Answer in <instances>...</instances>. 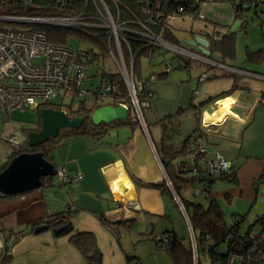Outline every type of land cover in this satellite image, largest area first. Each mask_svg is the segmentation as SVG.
Wrapping results in <instances>:
<instances>
[{
    "label": "trees",
    "instance_id": "16d2710c",
    "mask_svg": "<svg viewBox=\"0 0 264 264\" xmlns=\"http://www.w3.org/2000/svg\"><path fill=\"white\" fill-rule=\"evenodd\" d=\"M103 1L109 9L110 14L127 27H138L139 23L143 24L159 33L164 40L173 44H178V39L173 34V27L171 26L170 18L173 16L184 15H191L194 18H198L200 5V0ZM228 1H231L234 16L235 18L241 19L242 26L246 24L247 11L251 8V5L258 6L259 4H264V0ZM1 13L40 17L80 15L82 17L92 18L101 13V6L96 0H0V14ZM261 23L264 24V21ZM21 26L32 27V29L44 32L47 39L51 43L68 45V36L70 33H73L79 36L87 37L101 48V51H96L92 48L84 50L88 53L86 62L89 68H94L92 76L99 78V82L109 83L111 88L103 92V95H95L92 98L88 97L81 99L76 109H71V104H61V108L65 107V111L69 117L79 116L83 118V122L78 128H65V131L61 133V137L72 134L101 136L107 133L109 128L112 126L121 124L139 125L136 120L133 105L128 96V91L120 74L117 70L106 69L103 65L102 56L104 55L105 49L102 48L104 47V40L101 37L92 38L91 36L76 29L48 24L34 25L25 23ZM202 33L207 41V46L205 47L209 51V54L206 55L207 57L214 59V55L218 54L220 55V59L217 60L219 63L240 68L232 64L235 57L234 31L226 28V30L221 34H218V31L215 33L204 31ZM126 35L128 45L127 47L122 46V48L128 63L130 53H133L134 55L133 77L135 82L141 83V87H137V99L139 102L150 98L151 95L153 96V93L145 86L147 80L151 79L150 76L154 75L155 78L153 79L158 80L167 78L170 71L173 69V60L176 61V68L189 69V62L186 57L178 53H173L170 58L163 61L165 68L163 67L154 71L151 70L147 76H145L143 73L144 69L142 66V59H147L149 67L154 66V64H151L150 62L151 58L155 55L163 53V51H161L160 47L146 46L143 39L137 35L129 32H127ZM247 59L255 62L261 60L264 61V44L257 50L247 49ZM167 61L170 63L169 70L166 69L165 65ZM206 67L207 70L211 69L210 66ZM221 77L233 78V83L229 89L219 94L210 96L199 103L194 102L191 98L187 109L179 108L173 114L167 115L156 121L160 130V139L158 145L156 146L157 156L170 185H167L165 180L157 183H146L133 177V181L136 185L157 188L168 194H170L172 189L171 194H174L179 199L192 229L196 242V252L198 257L197 264H200V251L207 255L209 264H225V260L230 253H247L250 250V243L244 236V234L248 231H240L241 219L232 225H228L225 222L220 205L211 197L210 194V185L215 179V175H219V178L229 182L235 183L237 181L236 167L231 164V167L228 170H224L222 172H212L207 162L195 163V171L188 166L190 153L194 150V139L196 134H200L204 139V132L201 127L202 106L210 101L224 98L235 90L242 89L244 87L239 84L240 78L236 75V73H227L226 71L221 74H207L208 80ZM90 99L92 101H89ZM262 100H264V91L261 92V100L258 103L261 104ZM49 103V101L43 102L38 104L35 108L39 112L41 108L49 107L47 105ZM103 105H125L128 116L126 119H119L110 123H99L98 125H94L90 120V115L93 110ZM142 109L143 108H141V112ZM188 110H194L193 118L197 122L190 131L183 135L184 131L182 130V126ZM39 122L40 120L35 123V127L31 128V130L39 129ZM61 137L59 136L56 139H48L37 146H29L27 144V139H25L23 144H19L12 148L10 157H14L15 155L23 152H41L46 160L55 165L51 152L57 147ZM22 145L24 149H20L18 151L14 150ZM207 154L208 149L206 147L205 158L209 159ZM5 163L7 164V161ZM5 163L0 166V171L5 168ZM56 183L65 185V183L56 179V175L44 177L42 178V184L39 189H47L54 186ZM186 187L191 188L194 200H188L183 196L182 192ZM192 188H199L203 191L200 194H194ZM14 196L0 194V200L10 199ZM195 198H198L199 200ZM70 206L71 204L61 211L52 212L30 221L21 230L5 229L0 222V232L3 233L4 231L5 234L7 233L5 235L7 239L8 232L10 231L16 234L22 233L25 229L28 231L30 230L29 232H33L35 226L44 224L47 227L45 230H49L55 238L68 235V240L86 258V262L80 264H101L102 254L100 249L96 246L94 233L90 230H79L75 228L72 218L77 211V208L74 206V208L71 209ZM100 220L104 225L109 227L110 223L105 218L100 216ZM258 222H261V217L256 219L255 223ZM263 231L264 230H261L260 233L256 234L258 247L264 252ZM155 242L160 248L167 252L172 259L173 264H194L193 250L191 246L189 244H185L183 239L173 229L164 231L162 235L156 236ZM221 244H225L226 246V249L223 252L217 250ZM8 248L9 247L5 246V251H3L4 255L1 261H3ZM125 261L126 264H141L135 256L131 255H125Z\"/></svg>",
    "mask_w": 264,
    "mask_h": 264
},
{
    "label": "crops",
    "instance_id": "0c3cea01",
    "mask_svg": "<svg viewBox=\"0 0 264 264\" xmlns=\"http://www.w3.org/2000/svg\"><path fill=\"white\" fill-rule=\"evenodd\" d=\"M179 17L195 19L191 15ZM172 18L170 20L174 34ZM196 27L193 23L188 26V32L182 42L176 37L178 44L186 46L189 50L199 51L200 39H205L202 32L207 30L201 24L199 28ZM186 40H195V44L186 45L183 43ZM154 66L147 65L143 70L145 76L151 70H158ZM214 66L220 67L223 71H228L229 67H232L222 63L210 67ZM240 69L257 73L243 67ZM205 71L208 70L205 69L197 76L198 81L202 74H211ZM236 75L258 78L247 74L236 73ZM202 79L208 80L207 77ZM239 84L244 87L224 98L210 101L201 108L202 117L205 113L213 112L217 101L223 99L232 113L218 123L211 121L207 124L204 120L201 122L204 132L203 141L207 149L209 145L216 144L215 140H223L230 145L233 154L223 157L236 167L237 181L229 182L215 175L210 185V194L220 205L228 225L241 219L240 231L260 233L264 230V182L256 183L255 180L259 175L264 174V100L261 104L258 103L261 100V93L259 97L250 100L244 94L249 90L248 83L239 79ZM145 86L153 93L147 115L149 120L155 123L179 108L187 109L191 98L195 102L196 96L200 94L192 84L191 77L184 78L180 74L167 76L163 80L149 79ZM226 90L208 94V97ZM209 104L215 106L210 112L206 108ZM188 112L193 116L194 110ZM194 122L195 126L197 121L194 119ZM150 124L152 122L148 121V124L146 122L148 136L140 125L121 124L110 127L107 133L101 136L72 134L62 137L57 144L53 162L55 167L63 168L73 180L65 185L56 183L47 189L29 191L32 192L29 195L22 194L5 199L6 214L0 216L2 226L9 230H21L30 221L61 211L71 204L77 208L74 218L81 216L83 221L91 219L97 222V226L93 223L89 226H78L76 229L92 231L91 229H96L98 226L108 228L101 222L100 216H102L110 224L115 222L117 225L127 227L129 231L127 236L133 237L127 239V246H133L141 240L148 241L157 253L163 252L164 256H168V264H173L167 252L157 245L155 237L173 229L184 239L182 232H179L174 223L176 218L180 220L179 216L185 223L177 201L171 192L168 194L157 188L136 185L133 181V177L146 183L164 181L163 169L157 159L156 151L160 130L157 124V132L149 133ZM78 174L81 177L75 179ZM50 197L56 198L58 204L57 208L52 210L47 207V199ZM226 212L230 213L229 216ZM259 217L262 223H255ZM7 242L9 241L5 237L6 247H8ZM130 253L125 252L124 255L135 256L143 264L141 259L144 261V255L146 256L147 253L144 254L136 249Z\"/></svg>",
    "mask_w": 264,
    "mask_h": 264
},
{
    "label": "built area",
    "instance_id": "2783aa9c",
    "mask_svg": "<svg viewBox=\"0 0 264 264\" xmlns=\"http://www.w3.org/2000/svg\"><path fill=\"white\" fill-rule=\"evenodd\" d=\"M96 1L101 6V13L92 18L80 15L40 17L0 14V110L4 115H9L16 109L24 110L30 106L36 107L38 104L48 102L55 97L73 101L74 99L92 98L95 95L100 96L111 88L109 83L104 82H99L94 86L92 84L85 86L89 70L86 62L88 53L71 48L66 44L51 43L44 32L32 29V27H22L20 24H48L76 29L95 38L101 35L106 36L103 44L104 49L115 62L117 72L128 91L136 120L147 136V126L141 108H147L150 105L152 95L142 102L137 99V87H141V83L135 82L133 77L134 55L130 53L129 68L127 69V59L122 48V46L127 47L128 45L127 32L141 37L148 47L185 52L186 55L210 62L213 65H219L200 51L188 50L183 45L164 40L159 33L143 24L139 23L138 27H127L116 18L113 19L103 0ZM198 18H204L200 11ZM6 23H11V25L7 26ZM165 65L166 69L169 70V61ZM229 70L233 73L264 78V75L247 72L240 68L229 67ZM205 77H207L206 73L202 74L200 78ZM150 78L155 77L151 75ZM35 125L33 123L31 128H34ZM2 140L11 146L20 144L16 135L4 136ZM194 143V150L190 153L188 160V166L192 170H196L195 163L201 162H207L212 172H222L231 167L230 161L219 153H216L214 159L205 158L206 147L200 134H196ZM157 159L160 163L158 157ZM55 175L58 181L65 184L73 180V177L69 176L61 167H56ZM80 177L81 175L78 174L74 178ZM255 182H264V177L257 178ZM167 185H170L168 180ZM192 191L194 194H200L203 190L192 188ZM175 198L181 213H184V218L187 219L183 206L177 196ZM70 208L73 209L74 205H71ZM108 229L116 237L121 233L116 224H110ZM8 236L12 241L17 240V234L12 231L8 232ZM244 236L250 243V250L247 253H230L225 264H264V252L258 247L257 234L246 232ZM1 251L2 248H0V257L2 256ZM195 254L196 246L193 250V257L194 264H197L198 257Z\"/></svg>",
    "mask_w": 264,
    "mask_h": 264
},
{
    "label": "rangeland",
    "instance_id": "374dc122",
    "mask_svg": "<svg viewBox=\"0 0 264 264\" xmlns=\"http://www.w3.org/2000/svg\"><path fill=\"white\" fill-rule=\"evenodd\" d=\"M199 11L204 15V18H195V19H182L179 16H173L172 24L175 27V35L182 42L187 34V28L193 23V26L200 27V24L204 26V28L208 32H217L221 34L226 30V28L235 32V57L232 61V64L237 67H243L247 70H253L260 75H264V61H251L247 59V49L257 50L264 44V24L261 23L264 21V4L251 5V8L247 11V21L246 24L242 26L241 19L235 18L232 3L228 0H200L199 3ZM113 17V16H112ZM115 17H113L114 19ZM171 21V20H170ZM192 22V23H191ZM190 24V25H188ZM219 24V25H218ZM7 26H10L11 23H6ZM22 24H20L21 26ZM79 31V30H78ZM103 40L106 39V36H100ZM93 38V37H92ZM68 46L77 50H86L92 48L96 51H101V48L92 40L88 39L84 36H79L73 33H70L68 36ZM104 48V47H102ZM187 48V47H186ZM163 53L155 55L151 58V64H154L155 68H163V61L170 58L173 53H178L186 57L189 62L188 71L181 68H176V61H172L173 69L169 73L170 76H176L180 74L184 78L191 77L192 84L195 88L200 92L198 96L195 98V102L198 103L201 99L208 98V94H215L220 92L221 90L228 89L232 84V77H224L217 79L204 80L200 78V81L197 80V76L206 69V66H211L210 62L202 61L198 58L186 55L185 52H178L171 49H163L161 48ZM174 51V52H173ZM103 65L106 69L117 70L115 62L112 61L110 55L104 50ZM127 69L129 68L128 61H126ZM148 62L147 59H142L143 69L147 67ZM217 65V64H215ZM165 68V67H164ZM207 72L211 74H221L223 69L218 66H214L209 69ZM228 69L227 73H230ZM94 68H89L88 70V78L85 81V86H92L99 83V78L93 77ZM240 80L246 81L249 86V90L244 94L252 100L253 98L259 97L260 93L264 91V78H253L249 76H240ZM241 82V81H240ZM245 84V82H243ZM78 99H74L70 101L69 99L61 100L59 97H55L50 100L49 104H47L52 109H63L61 108V104H71V109H76L79 105ZM88 101V100H87ZM89 101H92L91 99ZM88 101V102H89ZM208 112L213 110L215 107L213 104H209L207 107ZM135 113V111H134ZM142 113L144 119L147 124L148 121L152 122V124L148 125L149 133L157 132L158 126L157 122L149 120L147 115V108L142 109ZM148 119V121H147ZM40 120L39 112L36 110L35 106H30L24 110H13L9 115H4L0 110V166H2L6 161L7 164L13 158L10 157V153L12 151L13 146L4 142L2 138L8 135H16L20 140V145L23 144L25 139H27V134L31 132V125ZM203 121V116L201 117V122ZM40 123V122H39ZM194 119L191 115V112H188L184 119V124L182 126V130L184 131L183 135L186 132L190 131L194 127ZM65 131V128L60 130V133L55 137L50 139H56L59 136L61 137V133ZM62 139V137L60 138ZM216 144H211L208 146V158L214 159L216 153H219L222 156H226L227 154L233 155L231 152L230 145L228 146L223 140H215ZM19 145V144H18ZM20 149H24L23 145L21 147H17L14 149L18 151ZM53 157H56V148L51 152ZM16 156V155H15ZM32 192H27L25 194L29 195ZM183 195L191 200H194V197L191 193V188L186 187L183 190ZM56 198L50 197L47 199L48 209L57 208L58 204L56 203ZM198 199V198H195ZM199 200V199H198ZM178 205V204H177ZM6 204H4V200H0V216H5L6 214ZM54 207V208H52ZM179 207V206H178ZM180 209V208H179ZM181 212V210H180ZM184 214V213H183ZM181 213L183 217H185ZM229 212H226V215L229 216ZM82 215V214H81ZM182 218V217H181ZM175 220V224L179 232H182L184 239V243H188L192 250H194L196 246L195 238L192 233V229L186 218L185 224L182 220ZM74 221L75 228L78 226H86L90 224H95L97 226V222L95 220H82V217L79 216L72 218ZM187 221V222H186ZM259 230L258 227H256ZM19 230V229H18ZM95 235L96 246L101 251V264H126L125 261V252H133L134 249L137 251H141L144 255L143 264H168V256H164L163 252L155 251L154 246L149 244L147 241H139L136 242L135 245L127 246V239L129 240L130 236H127L129 231L126 226H120L119 230L121 231L120 235L116 237L108 228L97 227L96 229H91ZM254 229V231H257ZM30 231V230H29ZM27 229L22 233H18L16 239L11 240L9 236H7L8 250L6 251V255L2 260L3 253L5 251V232H0V248H2V256L0 257V264H71V263H84L86 262V258L82 255L77 248L68 240V235L53 238L49 232V230H43L36 234L30 233ZM130 237V238H129ZM134 241V240H133ZM12 242V243H10ZM135 242V241H134ZM16 243V244H15ZM153 246V247H152ZM225 244H221L217 250L220 252L225 251ZM131 254V253H130ZM143 256V255H142ZM80 261V262H79ZM200 264H209V259L205 253L200 251Z\"/></svg>",
    "mask_w": 264,
    "mask_h": 264
},
{
    "label": "water",
    "instance_id": "95a60500",
    "mask_svg": "<svg viewBox=\"0 0 264 264\" xmlns=\"http://www.w3.org/2000/svg\"><path fill=\"white\" fill-rule=\"evenodd\" d=\"M200 42L199 51L208 55L209 51L205 48L207 46L206 39L201 38ZM183 43L193 46L195 40H186ZM214 57L219 59L220 55L215 54ZM39 116V130L31 131L27 134V144L29 146H37L55 137L62 128L76 129L83 122L82 117H69L63 109H52L50 107L41 108ZM127 116V109L123 105H103L93 110L90 120L94 125H98L99 123H110L115 120L126 119ZM55 173V165L46 160L41 152L19 153L0 171V194L14 196L39 189L42 184V178L53 176ZM259 177H264V174L259 175L257 178ZM164 178L167 180L165 174ZM112 224L116 223L112 222ZM46 228L44 224L37 225L34 227L33 232L38 233ZM195 255L197 257V252Z\"/></svg>",
    "mask_w": 264,
    "mask_h": 264
},
{
    "label": "bare ground",
    "instance_id": "6f19581e",
    "mask_svg": "<svg viewBox=\"0 0 264 264\" xmlns=\"http://www.w3.org/2000/svg\"><path fill=\"white\" fill-rule=\"evenodd\" d=\"M226 115H232V113L227 108V102L221 99L217 101L216 108L213 110V112L204 114L203 120L207 124L210 123L211 121H215L218 123L222 121Z\"/></svg>",
    "mask_w": 264,
    "mask_h": 264
},
{
    "label": "clouds",
    "instance_id": "9594fccd",
    "mask_svg": "<svg viewBox=\"0 0 264 264\" xmlns=\"http://www.w3.org/2000/svg\"><path fill=\"white\" fill-rule=\"evenodd\" d=\"M185 48H186V46H184ZM188 49V48H187ZM189 50V49H188ZM213 60H215L218 64H220L218 61H217V59H213ZM206 78V77H205ZM124 106V105H123ZM125 107V106H124ZM65 111V110H64ZM66 112V111H65ZM67 114V113H66ZM31 131H33V130H31ZM27 138V137H26ZM14 147V146H13ZM162 167V166H161ZM163 169V168H162ZM164 171V170H163ZM164 174H165V172H164ZM166 176V175H165ZM164 180H165V178H164ZM168 180V179H167ZM167 180H165V182H167ZM171 193H172V189H171ZM173 196H174V198H175V195L173 194ZM175 200H176V198H175ZM117 225V224H116ZM119 226V225H118ZM194 236V235H193Z\"/></svg>",
    "mask_w": 264,
    "mask_h": 264
},
{
    "label": "flooded vegetation",
    "instance_id": "af4514ba",
    "mask_svg": "<svg viewBox=\"0 0 264 264\" xmlns=\"http://www.w3.org/2000/svg\"><path fill=\"white\" fill-rule=\"evenodd\" d=\"M40 128V127H39ZM39 129H37V130H33V131H38Z\"/></svg>",
    "mask_w": 264,
    "mask_h": 264
}]
</instances>
